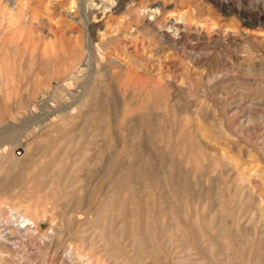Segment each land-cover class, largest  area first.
I'll list each match as a JSON object with an SVG mask.
<instances>
[{"label":"rangeland","instance_id":"obj_1","mask_svg":"<svg viewBox=\"0 0 264 264\" xmlns=\"http://www.w3.org/2000/svg\"><path fill=\"white\" fill-rule=\"evenodd\" d=\"M134 1L22 0L17 18L0 0V130L9 127L0 142V219L17 207L14 221L25 215L37 225L16 233L9 222L14 235L0 259L71 264L72 248L92 264H214L213 246L222 263L229 255L231 264H264V0H230L239 13L226 0ZM147 6L162 12L144 16ZM66 12L89 20L102 50L130 74L108 68L98 41L91 55L82 51L88 28L73 27ZM233 16L242 33L233 32ZM98 81L115 99L105 114L89 113L86 95ZM73 209L90 223L78 228ZM120 222L153 227V245L140 238L134 251L118 236ZM110 224L116 241L106 253L99 227Z\"/></svg>","mask_w":264,"mask_h":264},{"label":"bare ground","instance_id":"obj_2","mask_svg":"<svg viewBox=\"0 0 264 264\" xmlns=\"http://www.w3.org/2000/svg\"><path fill=\"white\" fill-rule=\"evenodd\" d=\"M100 1V0H99ZM102 1V0H101ZM136 1V0H135ZM134 1V2H135ZM145 1V0H144ZM242 1V0H241ZM119 2V1H118ZM133 2V3H134ZM226 3H230V0H226L225 1ZM7 3L9 4V6L11 7V11H13V13H14V16H16L17 18H21V16H19V13L17 12L20 8V4H22L23 2H22V0H7ZM27 3V2H26ZM140 3V2H139ZM139 3H138V5H139ZM81 4V3H80ZM23 5V4H22ZM76 5V4H75ZM101 5H102V3H101ZM124 5V4H123ZM230 5H231V7H232V10L234 11V12H240V10L238 9V7H237V5L235 4V3H230ZM100 6V5H99ZM103 6V5H102ZM96 7V6H95ZM140 7H141V5H140ZM72 8V7H71ZM82 8V7H81ZM84 8V7H83ZM82 8V9H83ZM97 8V7H96ZM99 8V7H98ZM8 10H10V9H8ZM68 10H71V9H68ZM81 10V9H80ZM107 10H109V9H107ZM63 11V10H62ZM72 11V10H71ZM96 11V10H95ZM145 12H152V13H154L155 15H157V14H160L161 12H162V7H157V8H155V9H152V8H150L149 6H147L146 8H144V10H143V13H144V16H145ZM242 12V11H241ZM245 12V11H244ZM12 13V12H11ZM62 13V12H61ZM101 13V12H100ZM10 14V13H9ZM18 14V15H17ZM28 14V13H27ZM229 14V13H228ZM233 14V13H232ZM244 14V13H243ZM21 15V14H20ZM85 15H87V14H84V16ZM248 15V14H247ZM41 16V15H40ZM65 16L68 18V19H70L74 24H73V27H76V26H74L75 24L76 25H78L79 27H86V30H87V28H88V31H89V34H88V37H87V40H86V45L85 46H83V48H82V51H85V50H87V53H90V55H91V49H92V47H93V45H94V43H95V41H98L99 43L98 44H96V48H97V50H98V52L100 53L101 52V54L99 55L100 57H101V60H103V59H105L106 57H107V64H108V68L109 69H119V73H124L126 76L127 75H129L130 74V70H129V67H128V64L127 63H125V62H123V61H121L120 60V58H117L116 56H109L108 54H106L105 52H104V50H102V46H104V44L105 43H103V38L104 37H101L100 35H95L94 34V32H93V30H91V28L89 27V24L91 23H89V20H88V22L87 21H83L82 19H80L76 14H72L71 12H66V14H65ZM142 16V15H141ZM238 16V15H237ZM22 17H23V15H22ZM32 17V16H31ZM36 17V16H35ZM242 17H243V15H242ZM88 18V17H87ZM233 32H236V33H242L243 31H241L240 29H239V26H238V22H237V20H236V18L233 16ZM231 19V20H232ZM250 19H252V20H254L256 23H259V20H260V18H259V15H252V16H250ZM12 20V19H11ZM10 20V21H11ZM30 20V16H25V22H28ZM34 20H36V19H34ZM43 20V22L44 23H46V24H50V22H49V20L48 19H41V21ZM92 20V19H91ZM39 21V20H38ZM14 22V21H13ZM177 22V21H176ZM248 22V21H247ZM250 22V21H249ZM252 22V21H251ZM35 23V22H34ZM38 23V22H37ZM89 23V24H88ZM174 23V22H173ZM171 24V29H174L176 32H179L180 31V26H178V24L179 23H176L177 25H175V24ZM8 24H10V23H8ZM13 24V23H12ZM71 24V23H70ZM251 24V23H250ZM14 25V24H13ZM23 25V24H22ZM24 25H25V23H24ZM44 25V24H43ZM54 25V24H53ZM52 25V26H53ZM58 25V24H57ZM8 26H10V25H8ZM65 26H67V25H65ZM72 26V25H71ZM93 26V25H92ZM178 26V27H177ZM55 27V26H54ZM68 27V26H67ZM11 28V27H10ZM98 28V27H97ZM96 28V29H97ZM231 28V27H230ZM59 30H63V29H59ZM66 31H67V29H65ZM77 30V29H76ZM50 31H52V30H50ZM57 31V30H56ZM231 31H232V29H231ZM103 32V31H102ZM48 33V32H47ZM58 33H60V32H58ZM76 33V32H75ZM168 33V32H167ZM51 34V33H50ZM55 34V33H54ZM99 34V33H98ZM179 34V33H178ZM245 34V33H244ZM104 34H102V36H103ZM237 35V34H236ZM69 36V35H68ZM168 37V36H167ZM179 38H178V36L177 37H175L174 36V40H178ZM13 41V40H12ZM236 37H235V35H233V40H232V43H231V45H235V43H236ZM78 42V41H77ZM13 43H14V41H13ZM15 49V48H14ZM238 50V49H237ZM12 51V50H11ZM18 51V50H17ZM114 52V51H113ZM71 53V52H70ZM72 55V54H71ZM116 55V54H115ZM236 55V54H235ZM73 56H75V55H73ZM77 56V55H76ZM88 56V55H87ZM91 57V56H90ZM90 57H87L86 58V56H83L82 57V61L83 62H87L88 60H90L89 58ZM251 59V58H250ZM77 60H79V59H77ZM238 61L240 60L239 59V57H238V59H237ZM92 61V60H91ZM82 62V63H83ZM246 62V61H245ZM85 63H83V64H85ZM94 63V62H93ZM242 63V62H241ZM241 63H237L238 64V66L240 67V68H242L243 70H246V69H244L245 67H243V64H241ZM75 64V63H74ZM89 64H90V61H89ZM82 66H84V65H82V64H80V66H79V68H77L75 71H73L72 73H69V75L68 76H66L67 77V79H65L66 81H70L74 76H76V73L78 72H80L81 71V67ZM251 65H249V67H250ZM91 67V66H90ZM100 68V67H99ZM105 68V67H104ZM65 69V68H64ZM96 69V68H95ZM101 69V68H100ZM107 70V68H106V70L107 71H110V70ZM91 70V69H90ZM105 70V69H104ZM59 71V70H58ZM65 71V70H64ZM67 71V70H66ZM93 71H94V69H93ZM96 71L97 70H95V73H96ZM101 72V71H100ZM103 73H104V71H102ZM114 72V71H113ZM58 73V72H57ZM77 73V74H78ZM92 73V72H91ZM94 73V72H93ZM93 73L91 74V76L93 75ZM112 73V72H111ZM98 75H100L99 73H97ZM96 74V75H97ZM115 76V75H114ZM113 76V77H114ZM100 77V76H99ZM121 77V76H120ZM76 78V77H75ZM92 78H93V76H92ZM91 78V79H92ZM55 79V78H54ZM60 79V78H59ZM101 79H102V77H101ZM47 81V80H46ZM60 81H62V80H60ZM89 81V80H88ZM94 81V80H93ZM97 81V80H96ZM63 82V81H62ZM103 82L104 81H98V82H96V84H93V86L89 89V91H88V94L86 95V98H90L89 100H91V102H90V104H88V108H89V113H90V111H92V112H94V111H96V113H97V111H104V114H105V112L106 111H113L115 108H116V104H115V99L114 98H112V97H109L108 96V86H104L103 87ZM48 83V82H47ZM50 83V82H49ZM90 83H91V81H90ZM61 84H63V83H61ZM61 84H59V85H61ZM45 86V85H44ZM55 86V85H54ZM88 86V85H87ZM46 87H47V85H46ZM86 88V87H85ZM53 89V88H52ZM55 90H56V88H55ZM85 90V89H84ZM87 91V90H86ZM45 92V91H44ZM55 92V91H54ZM81 92H83V90L81 91ZM34 95V94H33ZM45 96H46V94H44ZM51 95H52V93H51ZM85 95V94H84ZM81 97V96H80ZM84 97V96H83ZM39 98V97H38ZM72 98V97H71ZM85 98V99H86ZM40 100H41V97H40ZM79 100V99H78ZM74 101V100H73ZM76 101V100H75ZM74 101V102H75ZM72 103V105L70 106V107H68V109H66L65 107H64V109H62V110H65L66 109V111H71L70 109H71V107L73 106V105H75L76 104V102L75 103ZM85 103H87V101H84ZM36 103V102H35ZM80 103V102H79ZM78 103V104H79ZM37 104V103H36ZM59 105V104H58ZM118 106H119V104H118ZM77 108V107H76ZM125 109V108H124ZM61 110V111H62ZM53 111V110H52ZM58 111H59V109H58ZM61 111H59V112H61ZM123 111H125V110H123ZM127 112H128V110H127ZM1 113V112H0ZM53 113H54V111H53ZM80 114H81V112H79ZM96 113H94V114H96ZM1 116H2V114H0ZM84 115V114H83ZM38 116H41V115H38ZM89 116V115H88ZM42 117V116H41ZM41 117H36V118H41ZM72 117V116H71ZM75 117V116H74ZM2 119H3V116L1 117ZM33 118V117H32ZM78 118V117H77ZM79 118H80V116H79ZM91 118H93V117H91ZM103 118V117H102ZM1 119V120H2ZM31 119V118H30ZM64 119V118H63ZM5 120V119H4ZM83 120V119H82ZM92 120V119H91ZM27 121V120H26ZM59 121V120H58ZM84 121H86V124H87V120H84ZM6 122V121H5ZM1 123V122H0ZM85 123V122H84ZM89 124V123H88ZM91 125V124H90ZM5 126V125H4ZM60 126V125H59ZM63 126V125H62ZM94 126V125H93ZM1 128V127H0ZM3 128V127H2ZM149 128H150V126H149ZM8 129H9V127H8ZM8 129H6L5 127L3 128V129H1L0 130V142L1 141H5L6 142V140H7V131H8ZM46 129V128H45ZM108 130H109V128H107ZM151 129V128H150ZM99 132V131H98ZM155 137V136H154ZM157 138V137H156ZM9 141V140H8ZM25 143V142H24ZM191 149H192V147H191ZM5 150H7L6 148L4 149V151ZM4 151H2V153L4 152ZM125 152V151H124ZM0 154H1V152H0ZM197 154V153H196ZM1 156V155H0ZM11 156V155H10ZM132 156V155H131ZM2 157V156H1ZM14 156H12V159H15V158H13ZM130 158V157H129ZM132 158V157H131ZM23 160V159H22ZM26 161V160H25ZM196 161H197V159H196ZM10 163V162H9ZM15 163V162H14ZM188 163V162H187ZM11 164H13V163H11ZM15 166V165H14ZM13 166V167H14ZM190 166V165H189ZM178 167V166H177ZM199 167V166H198ZM12 168V167H11ZM143 168V167H142ZM152 168V167H151ZM136 169V168H135ZM137 169H138V167H137ZM148 169H150V168H148ZM180 169V168H179ZM117 171V170H116ZM115 171V172H116ZM137 171V170H136ZM177 171H178V169H177ZM157 172V171H156ZM179 172V171H178ZM181 172H183V171H181ZM146 173L147 174H149L151 177H154L153 176V173L151 172V171H146ZM155 174V173H154ZM179 174V173H178ZM194 174V173H193ZM21 176V175H20ZM179 176V175H178ZM180 177V176H179ZM148 178V177H147ZM155 178H156V176H155ZM154 178V179H155ZM178 179V178H177ZM186 179V178H185ZM156 180V182H157V180L158 179H155ZM183 180V179H182ZM159 181V180H158ZM179 181V180H178ZM176 182V181H175ZM184 182V181H183ZM185 182H186V180H185ZM184 182V183H185ZM158 183L159 182H157V185H158ZM167 184V183H166ZM187 184V183H186ZM148 185V184H147ZM180 187V186H179ZM181 187H183V186H181ZM183 189V188H182ZM177 190V189H176ZM177 192H179V191H177ZM186 192V191H185ZM111 199V198H110ZM111 200H113V199H111ZM135 202V201H134ZM112 204V203H111ZM1 205V204H0ZM119 205H121V204H119ZM138 205V204H137ZM112 207V206H111ZM120 207V206H119ZM121 207H122V205H121ZM138 207V206H137ZM108 208H109V206H108ZM3 209V208H2ZM15 209H17V207L16 208H14L13 210H11L12 212V214H11V217H3V219H2V217H1V219H0V256H2V257H4L3 256V253L4 252H6V251H3V248H2V244H6L8 241H10L11 240V238H12V236L14 235V233L13 232H11L10 231V223L12 224V222L11 221H14L13 220V212H14V210ZM114 207H113V211H114ZM117 209V211L119 210L118 209V207L116 208ZM116 209H115V212H117L116 211ZM18 210V209H17ZM112 210L110 209V211L109 212H111ZM124 211V210H123ZM70 212V211H69ZM106 211H104V213H105ZM108 212V211H107ZM119 212V211H118ZM117 212V213H118ZM121 212V211H120ZM119 212V213H120ZM129 212H131L132 213V211H129ZM15 213V212H14ZM19 213H20V211H19ZM113 213V212H112ZM116 213V214H117ZM18 214V213H17ZM74 214H76L75 216H74V218H73V215ZM110 214V213H109ZM133 214V213H132ZM85 215V216H84ZM118 215V217H120L121 216V214H117ZM120 215V216H119ZM144 215H145V213H144ZM143 215V216H144ZM5 216V215H4ZM18 216V215H17ZM16 216V217H17ZM21 215H19L18 217V219H16V221H14V231H16V233L17 232H20V230H26L27 232H29L30 233V231H32L33 232V230H36L37 229V225H36V223H35V221H33L31 218H29V217H27V216H21ZM70 219H72L73 221L74 220H76V222H77V227L78 228H83L84 226H86L87 224H89L90 223V217H89V215L88 214H86L85 212H81V211H75L74 209L73 210H71V212H70ZM130 216H133V215H130V213H129V217ZM148 216H150V215H148L147 214V217ZM102 217V216H101ZM117 217V216H116ZM146 217V216H145ZM146 217V218H147ZM106 218V217H105ZM109 218V217H108ZM108 218H106V220L103 218V226H105L106 224H105V222L104 221H107V219ZM111 218H112V214H111ZM133 218L134 217H132V220H130V226H132V222H133ZM145 218V219H146ZM151 218H153L152 216H151ZM150 218V219H151ZM170 218V217H169ZM149 219V217H148V221H150V223H151V221L152 220H150ZM157 219V218H156ZM175 219V218H174ZM98 220V219H97ZM122 220V219H121ZM120 220V221H121ZM134 220H136V219H134ZM173 220V219H172ZM177 220V219H176ZM118 221V220H117ZM122 221H124V220H122ZM168 221H170V220H168ZM10 222V223H9ZM145 222H147V221H145ZM144 222V223H145ZM165 222V221H164ZM171 222V221H170ZM112 224H114V221L113 222H111ZM121 223L122 222H120V225H118V227L117 228H120L119 230H120V232H119V238H121V239H123V238H125V237H127L126 239H125V241L126 240H130L131 241V248L134 250V251H136V247H138L139 248V246H141V245H138V242H139V240H140V238H142V241L143 242H149L150 241V245H151V241H152V238L153 237H155V235L157 234L156 232H155V230L153 231V227L150 229V228H148V227H146V229H143V228H137V229H135V228H132V227H128V226H125V225H121ZM139 223V222H138ZM142 223V222H141ZM153 223V222H152ZM156 222H154L153 224H155ZM172 223V222H171ZM99 224H101V223H99ZM123 224V223H122ZM126 224V223H125ZM147 224V226H148V224L149 223H146ZM199 224V223H198ZM91 225V224H90ZM139 225V224H138ZM176 225V224H175ZM179 225V224H178ZM16 226V227H15ZM102 226V227H103ZM110 226H111V228L110 229H108V228H103V229H101L102 227H99L100 228V230H101V233H100V236H102L101 237V239L99 240V242H101L102 241V244L101 245H103L104 243V245H105V248H103L102 250L103 251H106V253H108V250H111V249H108V244L107 243H109V240L110 241H116L115 240V235L113 234V225H111L110 224ZM110 226H108V227H110ZM96 227V226H95ZM181 227V226H180ZM179 227V228H180ZM199 227H201V226H199ZM121 228H123V229H121ZM169 227H167V229H168ZM175 228V227H174ZM97 229H98V227H97ZM166 229V230H167ZM172 229V228H171ZM171 229H168V230H171ZM183 229V228H182ZM200 229V228H199ZM167 230V231H168ZM200 230H202V229H200ZM238 230V229H237ZM166 231V232H167ZM188 230H185L184 229V231H182L181 233L183 234V237H184V232H186V234H188V232H187ZM198 231V230H197ZM244 231V230H243ZM53 232V231H52ZM172 232H173V230H172ZM95 233V232H94ZM169 233H170V231H169ZM236 233V232H235ZM239 233V232H238ZM259 233H260V231H259ZM106 234V237H103L104 235ZM173 234V233H172ZM53 235H56L55 233L53 234ZM165 235H166V233H165ZM24 236H25V234H24ZM99 236V237H100ZM168 236V235H167ZM172 235H170V237H171ZM204 236H206L205 234H204ZM169 237V236H168ZM22 238V237H21ZM50 238H51V236H50ZM259 238V237H258ZM201 239H203V236H201ZM48 240H51V239H48ZM123 241V240H122ZM141 241V242H142ZM172 241H174V239H172ZM18 242V241H17ZM16 242V243H17ZM44 242V241H43ZM50 242V241H49ZM107 242V243H106ZM51 243H52V241H51ZM12 244H14L15 245V243H12ZM11 244V245H12ZM140 244V243H139ZM19 245V244H18ZM153 245V244H152ZM151 245V246H152ZM143 246V245H142ZM145 246V245H144ZM210 246V245H209ZM12 249H15L16 250V248H12ZM113 249H115V248H113ZM113 249H112V251H113ZM124 249V248H123ZM141 249V248H140ZM139 249V250H140ZM138 250V251H139ZM187 250V249H186ZM208 250L210 251V253H211V258H212V260H213V263L215 264L217 261H218V264H231V256H229V255H227L228 256V258L227 259H225L224 258V261H225V263H222V260L220 259V256L222 255H218V254H216V251L214 250V247L213 246H210L209 248H208ZM111 252V251H110ZM66 255H65V258L64 259H67L71 264H79V263H83V264H92V262L90 261V259H88V258H85V257H82L80 254H78V252H76V251H74V249H72V248H70V249H68V250H66ZM16 254H17V251L15 252V253H13V256H16ZM138 256V255H137ZM140 257V256H139ZM16 258V257H15ZM78 259V261H76ZM138 259H140V258H138ZM186 259L187 260H190L191 258H189V257H186ZM0 264H8L7 263V261H4L3 259H0Z\"/></svg>","mask_w":264,"mask_h":264}]
</instances>
